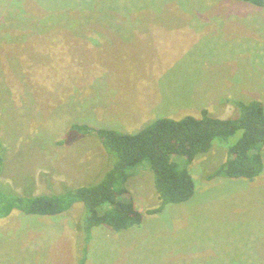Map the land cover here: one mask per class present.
Returning a JSON list of instances; mask_svg holds the SVG:
<instances>
[{
	"label": "rangeland",
	"instance_id": "1",
	"mask_svg": "<svg viewBox=\"0 0 264 264\" xmlns=\"http://www.w3.org/2000/svg\"><path fill=\"white\" fill-rule=\"evenodd\" d=\"M233 101L264 109V7L0 0V185L13 193L98 183L115 159L75 124L136 134L203 110L228 119ZM222 145L190 164L192 199L156 214L152 172H133L123 199L142 222L128 230L101 225L87 236L81 203L58 216L0 217V264H264V170L210 179L226 160Z\"/></svg>",
	"mask_w": 264,
	"mask_h": 264
},
{
	"label": "trees",
	"instance_id": "2",
	"mask_svg": "<svg viewBox=\"0 0 264 264\" xmlns=\"http://www.w3.org/2000/svg\"><path fill=\"white\" fill-rule=\"evenodd\" d=\"M240 1L264 7V0ZM231 103L236 111L228 119L212 117L203 110L201 117L159 118L136 134L75 124L72 132L95 135L112 155L115 161L110 169L94 185L67 188L49 195H20L0 185V217H8L14 210L27 215L58 216L81 203L86 215L87 236L101 225L116 232L128 230L142 222L134 203L123 199L129 193L127 185L133 172L142 167L152 172L160 205L149 214L162 212L170 204L192 199L196 184L189 166L199 155L209 152L216 142L221 146L225 144L228 150L226 160L210 179L253 180L264 170L263 103ZM237 134L233 142L231 138ZM84 263L85 259L79 264Z\"/></svg>",
	"mask_w": 264,
	"mask_h": 264
},
{
	"label": "crops",
	"instance_id": "3",
	"mask_svg": "<svg viewBox=\"0 0 264 264\" xmlns=\"http://www.w3.org/2000/svg\"><path fill=\"white\" fill-rule=\"evenodd\" d=\"M155 188V187H154Z\"/></svg>",
	"mask_w": 264,
	"mask_h": 264
}]
</instances>
